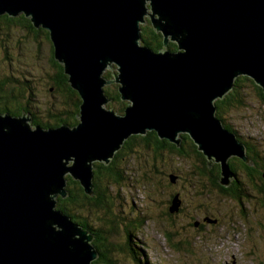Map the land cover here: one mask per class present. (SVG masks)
<instances>
[{"label":"water","instance_id":"obj_1","mask_svg":"<svg viewBox=\"0 0 264 264\" xmlns=\"http://www.w3.org/2000/svg\"><path fill=\"white\" fill-rule=\"evenodd\" d=\"M23 14L50 33L82 104L76 126L49 129L0 113V264L98 260L95 237L57 199L68 197L67 176L93 196L94 163L109 165L131 136L156 132L178 147L190 136L209 165H221L223 186L235 178L232 157L250 164L215 102L240 76L264 91V0H0V17ZM148 22L163 35L159 52L141 43ZM113 64L116 81L102 77ZM112 83L128 102L121 115L103 107ZM180 206L176 196L171 212Z\"/></svg>","mask_w":264,"mask_h":264},{"label":"trees","instance_id":"obj_2","mask_svg":"<svg viewBox=\"0 0 264 264\" xmlns=\"http://www.w3.org/2000/svg\"><path fill=\"white\" fill-rule=\"evenodd\" d=\"M141 27V43L143 45L149 47L154 52H159L164 49L163 35L156 32L150 22ZM12 28L25 31L34 41L43 36L44 40L49 43V66L51 71L49 73L47 72L49 84L48 93L51 99H58V102H49L46 108L47 117H45L46 112L43 113L47 120L42 121L40 118V113L42 112L41 104L34 102L35 99H37L36 95L39 93L38 88L27 86L26 89L28 81H26L25 78L22 80L13 75H6L5 78L0 79V113H8L16 117H20L24 114L29 115L34 126H41L45 129L60 127L64 124L76 126L79 123L78 116L80 115L82 100L79 93L74 90L69 83V75L65 72V67L60 64L55 57V47L50 38V33L43 28H36L30 18H27L24 14L16 18L8 15L1 16L0 34L3 30L10 31L13 30ZM168 49L171 52H176L178 50L177 44L173 42L170 43ZM116 74L117 73L114 75L113 72H107L105 77L107 79H113ZM249 87L253 88L258 97L264 101L263 89L247 76H240L235 80L233 90L223 99L215 102L217 108L216 116L223 122L226 129L236 135H238L237 131L228 123L229 116L234 114V111L245 108L244 106L248 102L245 96V90ZM105 93L111 100L110 103L118 105L114 112L119 115L123 114L128 106V102L121 99L119 84L115 83L106 87ZM109 106L110 108L113 107L112 105ZM181 137L182 143L181 146L178 147L169 140L160 139L156 132H148L147 135L144 136H131L115 154L109 165H105L104 163L95 164L94 196L87 195L80 182L74 181L70 176H67L68 197L66 199L58 197L57 210L63 211L75 223L82 226L95 237L93 245L98 250L100 257L93 262V264H115L112 261L111 255L113 253H119V255H121L127 251L134 259H137L138 264H154L147 260L145 253L139 256L143 250L137 251L131 248L130 243H133V235L131 232L126 234V240L123 245L110 243L105 236V234L109 233V237H112V233H114V230L118 227L117 220L119 219L116 215L117 202H115V198H117L121 190L127 187V180L136 177L134 172L138 157L141 152H147V150L155 154V157L152 159L155 171H151L150 168H147V165L143 166V161H141L139 163L141 176L138 173L140 178L135 180L136 183L140 184V182H144L147 184V181L150 182V180H154L155 177L152 176L156 173L166 176L168 185L166 188L168 190L173 189L179 186V179H182L180 177L182 174V167H187L192 179L197 180L192 184V181H188L187 179L186 183L189 182L192 184L188 185L190 186L188 189H191L193 185L196 186L199 193L202 194L200 195L201 198L208 199L209 196L217 191L220 195L239 205L241 208H244L245 203H248V205L253 204V209L256 207L264 208V198L262 197L264 196V179L261 177L260 172L256 170V167H250L239 161L235 163L230 161L229 164L232 171L235 173V178L229 186H223L220 183L221 165H209L206 156L198 150L193 139L185 134ZM238 140L246 145L249 154L253 152L259 158L260 153L256 151L259 148H255L249 144L248 142H251L250 140L241 136L238 137ZM163 151L177 155V160L170 158L164 159L163 156L165 155L162 153ZM141 156L142 155H140V157ZM145 156L144 159L146 158ZM192 157L197 160L196 164L192 163ZM256 162L261 166L259 168H264V158L263 160L261 158L257 159ZM239 173L243 176H239ZM172 176H176L174 182L171 179ZM189 180H191V178H189ZM257 183H259L261 187H259ZM151 185L153 184L151 183ZM169 195V208L168 212L165 214L168 217L180 216L181 213L184 212L183 205L179 207L178 212H171V207L176 196L179 197L181 204L183 203L180 191L170 192ZM253 195L257 198L255 199V197H253L252 199L251 197ZM112 207L115 210L114 214L112 212ZM96 212L104 213V218L97 217V220L100 219L103 222V228L101 230H97V228L91 226L87 220H84L85 218L83 219V213L95 214ZM196 212L202 215L205 214V216H208L207 218L212 220L209 226H218L219 219L214 217L212 209L208 204L202 205ZM129 220L132 221L131 219ZM140 226L143 228L142 220ZM193 226L198 230L202 228V225L200 228L197 226V222H194ZM164 232L166 233V239L172 244V236L174 234L165 230ZM182 240L187 246L192 247V244L188 241L186 236H183ZM172 245L175 249L182 246L180 243H178V245Z\"/></svg>","mask_w":264,"mask_h":264},{"label":"rangeland","instance_id":"obj_3","mask_svg":"<svg viewBox=\"0 0 264 264\" xmlns=\"http://www.w3.org/2000/svg\"><path fill=\"white\" fill-rule=\"evenodd\" d=\"M12 29L10 31L3 30L0 34V79L5 78L6 75H13L28 81L26 89L27 86L38 88L39 93L34 102L41 104L40 118L42 121H46V108L49 102H58V99H51L48 93V73L51 71L49 66L50 45L43 36L34 41L25 31L17 28ZM114 65L112 70L106 69L102 77L106 78L107 72H113L115 75L118 66L114 67ZM245 96L248 101L245 108L234 111V114L229 116L228 123L240 136L257 143L262 149L264 157V101L251 87L245 90ZM109 105L114 108H110ZM117 106L109 103L103 107L115 110ZM44 112H46L45 117ZM148 151L140 153L142 156L139 155L135 166L136 177L129 178L127 187L121 190L115 198V202H117L116 215L119 220H117L118 227L112 233V237H109V233L105 234L110 243L123 245L126 234L131 232L133 235V243H130L131 248L137 251L143 250L139 256L145 253L147 260L154 264H264V208L253 209V204L248 205V203H245L244 208H241L217 191L208 199L201 198L202 194L199 193L196 186L193 185L191 189H188L190 183H186L187 179L192 181V184L197 180L192 179L187 167H182L180 176L182 179H179V186L173 189L166 188L168 186L166 176L154 172V176H152L155 177L154 180L147 181V184L136 183L135 180L141 176L139 166L141 161H143V166L147 165V168L155 171L152 161L155 154ZM162 153L165 155L164 159L177 160V155L173 153L166 151ZM191 160L192 163H197L194 157ZM71 165L72 162L68 164V166ZM174 191H180L184 212L180 216L168 217L165 213L169 208V194ZM262 197L264 198V196ZM205 204L211 207L214 217L219 219V224L218 226H208L202 223L203 228L198 230L193 226L194 222H202L205 214L202 215L196 211ZM112 212L115 213L113 207ZM103 214V212H96L95 214L83 213L82 215L83 219L85 218L84 220H87L91 226L101 230L103 222L100 219L97 220V217L102 218ZM141 220L143 228L140 226ZM164 230L174 234L172 244L180 243L182 246L175 249L166 239ZM183 236L187 237L192 247L186 245L182 240ZM111 257L115 264H138L137 259H134L128 251L121 255L113 253Z\"/></svg>","mask_w":264,"mask_h":264},{"label":"flooded vegetation","instance_id":"obj_4","mask_svg":"<svg viewBox=\"0 0 264 264\" xmlns=\"http://www.w3.org/2000/svg\"><path fill=\"white\" fill-rule=\"evenodd\" d=\"M230 131V130H229ZM238 133V132H237ZM235 134V133H234ZM236 135V134H235ZM237 136V138L238 137H240V134L238 133V135H236ZM242 137V136H241ZM242 143V142H241ZM249 144H251L253 147H255V148H259L258 150H256V151H258L259 153H260V155H259V158L252 152L251 154H249L248 153V151H247V147H246V145L244 144V143H242L243 145H244V147H245V155H246V157L249 159V161H250V164H247L244 160H242V159H240L239 157H232L230 160H229V163H230V161L232 162H237V161H239V162H243L244 164H246V165H248V166H250V167H256V170H258L259 172H260V175H261V177L264 179V168L262 167V168H259V167H261L259 164H257V159H262L263 160V153H262V149L260 148V146L257 144V143H253V142H248ZM214 164H218V163H214ZM230 165V164H229ZM230 168H231V166H230ZM231 170H232V168H231ZM234 173V172H233ZM235 174V173H234ZM240 174L241 173H239V176H240ZM241 176H243L242 174H241ZM179 178V177H178ZM258 184V186L259 187H261V185L259 184V183H257ZM261 196V195H260ZM253 197H255L254 195L251 197L252 199H253ZM257 197H255V199H256ZM181 205H183V204H181ZM205 218L203 219V221L202 222H200V221H198L197 222V226L200 228V226L202 225V228H203V224L202 223H204V224H207L208 226L209 225H211V222H212V220L210 219V218H207L208 216H204Z\"/></svg>","mask_w":264,"mask_h":264},{"label":"bare ground","instance_id":"obj_5","mask_svg":"<svg viewBox=\"0 0 264 264\" xmlns=\"http://www.w3.org/2000/svg\"><path fill=\"white\" fill-rule=\"evenodd\" d=\"M171 36H169V39H171L170 38ZM179 52H184V50H179ZM116 65V64H115ZM115 65H114V67H115ZM112 81H116L115 79L114 80H112ZM117 114V113H116Z\"/></svg>","mask_w":264,"mask_h":264},{"label":"clouds","instance_id":"obj_6","mask_svg":"<svg viewBox=\"0 0 264 264\" xmlns=\"http://www.w3.org/2000/svg\"><path fill=\"white\" fill-rule=\"evenodd\" d=\"M95 239V238H94ZM93 242H94V240H93ZM100 257V256H99Z\"/></svg>","mask_w":264,"mask_h":264}]
</instances>
